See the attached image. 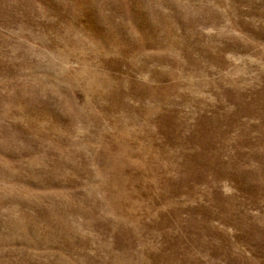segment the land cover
<instances>
[{
  "label": "rangeland",
  "instance_id": "rangeland-1",
  "mask_svg": "<svg viewBox=\"0 0 264 264\" xmlns=\"http://www.w3.org/2000/svg\"><path fill=\"white\" fill-rule=\"evenodd\" d=\"M0 264H264V0H0Z\"/></svg>",
  "mask_w": 264,
  "mask_h": 264
}]
</instances>
